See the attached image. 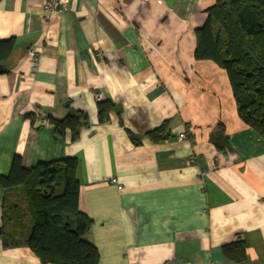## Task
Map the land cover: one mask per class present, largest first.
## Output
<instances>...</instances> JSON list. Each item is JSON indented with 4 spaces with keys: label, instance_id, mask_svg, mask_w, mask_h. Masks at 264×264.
<instances>
[{
    "label": "crops",
    "instance_id": "0c3cea01",
    "mask_svg": "<svg viewBox=\"0 0 264 264\" xmlns=\"http://www.w3.org/2000/svg\"><path fill=\"white\" fill-rule=\"evenodd\" d=\"M44 1L0 0V40L16 41L0 72V178L15 155L25 168L76 158L100 264H264V138L239 117L227 72L194 55L217 0H70L51 13ZM100 101L116 105L105 121ZM67 104L90 121L75 142L40 124ZM165 120L171 137L153 142ZM219 122L225 153L210 141ZM238 238L244 263L222 250ZM0 264L53 263L0 237Z\"/></svg>",
    "mask_w": 264,
    "mask_h": 264
},
{
    "label": "trees",
    "instance_id": "16d2710c",
    "mask_svg": "<svg viewBox=\"0 0 264 264\" xmlns=\"http://www.w3.org/2000/svg\"><path fill=\"white\" fill-rule=\"evenodd\" d=\"M207 14L203 26L196 29L195 58L211 60L227 72L239 117L264 138V0H217ZM15 47L14 38L0 40L1 72L8 71ZM67 109L63 118H45L54 137L65 140L69 132L75 142L90 121L85 111L69 104ZM114 109L113 102L100 101L99 120H107ZM25 117L32 124L36 121L32 113ZM171 135L169 120L147 132L156 143ZM210 141L218 151H229L222 122L211 132ZM77 168L73 157L25 168L22 158L14 156L10 172L0 178L4 190L0 237L5 247L26 245L42 263L100 264L97 247L83 238L93 221L79 209ZM247 248V240L238 238L222 250L228 261L244 263Z\"/></svg>",
    "mask_w": 264,
    "mask_h": 264
},
{
    "label": "built area",
    "instance_id": "2783aa9c",
    "mask_svg": "<svg viewBox=\"0 0 264 264\" xmlns=\"http://www.w3.org/2000/svg\"><path fill=\"white\" fill-rule=\"evenodd\" d=\"M70 0H45L44 1V9L46 10V12H53L55 10H57L58 8H63V7H67L69 4ZM97 99L102 100L103 99V94L102 93H97L96 94ZM41 125H48V120L44 117L41 119L40 121ZM186 135L184 133L180 134L181 138H184ZM111 182L113 183H118V180L116 178H112Z\"/></svg>",
    "mask_w": 264,
    "mask_h": 264
},
{
    "label": "water",
    "instance_id": "95a60500",
    "mask_svg": "<svg viewBox=\"0 0 264 264\" xmlns=\"http://www.w3.org/2000/svg\"><path fill=\"white\" fill-rule=\"evenodd\" d=\"M3 69H4L3 65L0 64V72L3 71ZM1 232H2V229L0 228V234H1Z\"/></svg>",
    "mask_w": 264,
    "mask_h": 264
}]
</instances>
